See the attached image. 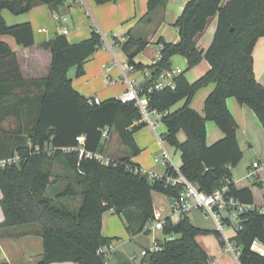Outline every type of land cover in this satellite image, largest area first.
Here are the masks:
<instances>
[{
	"label": "trees",
	"instance_id": "obj_1",
	"mask_svg": "<svg viewBox=\"0 0 264 264\" xmlns=\"http://www.w3.org/2000/svg\"><path fill=\"white\" fill-rule=\"evenodd\" d=\"M67 1L0 0V37L9 36L21 47H33L32 26H8L2 11L21 15L41 3L58 12ZM94 1L103 5L117 0ZM168 1L148 0V22ZM213 17L218 19L216 32L210 48L204 51L195 40ZM174 28L180 42L160 39L161 60L149 68L135 62L149 45L147 40L130 34L125 41L113 39L127 63L140 71L150 70L153 82L162 71L172 68L174 56L184 57L188 70L203 60L209 63L211 69L196 82L189 83L184 72L175 79L174 90L148 94L149 107L167 128L162 139L181 152L180 172L189 182L207 194L227 186L229 194L242 203L264 205V182L233 179L232 171L241 163L243 153L238 124L226 103L228 98H235L256 114L264 128V84L256 80L253 56L256 44L264 37V0H229L225 4L223 0H190ZM103 46V35L98 31L78 44H71L66 35H57L41 45L52 55L48 76L26 81L16 54L0 41V163H4L0 165V206L5 218L0 230L38 229L44 248L39 264H106L107 259L97 254L114 240L102 234L105 213L123 216L128 229L132 220L139 222L136 234H150L147 227L155 221L153 193L177 200L183 191L182 185L151 181L134 170L140 166L132 158L141 153L134 136L147 126L134 103L112 98L90 104V98L75 90L70 70L77 68V78L83 77L86 62ZM210 84H216V89L207 98L202 116L191 103L196 93ZM141 86L147 90L150 84ZM181 101H185L184 106L172 113ZM9 119H14L15 125L5 130ZM207 122H214L225 135L213 146L206 142ZM106 130L108 138H103ZM180 132L187 137L184 143L178 140ZM115 135L128 156L111 157L114 162L109 165L85 156L80 159L77 137H85L86 152L108 156L107 144ZM63 180L67 182L64 187L60 183ZM161 232L165 238L156 240L160 250L148 252L143 264H211L210 256L196 240L200 235H215L225 248L217 230L196 227L188 216L176 222L166 217ZM230 241L239 250L238 264H264V256L252 249L255 242L264 246V215H244L240 230Z\"/></svg>",
	"mask_w": 264,
	"mask_h": 264
},
{
	"label": "crops",
	"instance_id": "obj_2",
	"mask_svg": "<svg viewBox=\"0 0 264 264\" xmlns=\"http://www.w3.org/2000/svg\"><path fill=\"white\" fill-rule=\"evenodd\" d=\"M188 1L190 0H169L165 7L157 9L152 14L150 22L146 18L148 0H117L116 2L105 5H98L94 0H68L58 12H52L45 4L36 3L31 11L21 15H14L9 10L2 11V17L8 26L12 27L22 24H30L32 26L35 35V45L30 48H24L17 45L15 40L8 36L0 37V41L6 42L16 54L22 75L26 81L40 80L48 76L52 63V55L50 51L41 48V45L54 39L57 35H62L64 29L68 31L66 37L71 44H78L88 40L93 31H100L103 36L112 33L114 37L125 40V37L129 34L136 39H145L149 42V45L142 52L144 54L136 57L135 62L149 68L158 61L161 55L162 46L158 44L160 39L171 44H178L180 42V36L174 28V24L183 13ZM228 1L223 0V3L225 4ZM61 18H66L67 21H62ZM217 23V17L211 18L205 32L196 37L195 41L199 49L207 51L210 48L216 32ZM172 27L173 30L170 29ZM118 29L119 34L116 33ZM152 44L157 46V50L148 55L146 51L150 50ZM102 49L107 52L103 54L105 58L107 57V63L100 65L93 63L95 56L97 57L100 54L98 52L86 62L84 67L85 75L83 77L77 78V68L72 69V71L74 70L73 76L71 75V70L69 72V77L73 81L75 90L83 94V96L90 94V96H85L86 98H96L92 96L90 84L93 83L94 79H102L104 77V66L111 67L113 75H117L119 74V64H127V57L120 48L113 46V49H110L105 41ZM253 56L256 80L260 84H264V37L260 38L256 44ZM108 63H112V66H108ZM171 63L172 68H181L185 72V77L191 84L202 78L211 69L209 63L203 60L195 68L188 70L187 60L181 56H174L171 59ZM138 79H141L142 82L140 84H143V77L138 75ZM125 89L124 83L120 82V84L112 88L111 92L104 95L102 99H98L100 102H103L112 98H120ZM215 89L216 84H210L200 89L192 100L191 108L200 115L205 116V102ZM226 103L230 113L238 124V142L243 153L241 162H243L246 154L252 153L256 161L264 164V128L258 117L252 110L240 105L235 98H228ZM184 104L185 101L179 102L171 109V112L180 110ZM156 122L158 123L156 129L146 126L135 134V141L141 153L133 157L132 162L138 164L143 170L164 175L167 168L161 163H156L155 158L160 157L159 155L162 153L159 138L164 136L167 128L162 123L161 117H157ZM206 132L208 146H213L225 137L214 122L206 123ZM178 140L180 143H184L187 140L184 132L178 134ZM112 142H114V146ZM120 144L118 137L116 135L113 136L107 144L106 154L115 159L128 156V150ZM169 152L173 157L175 165L180 168L182 165L181 152L170 146ZM252 164L249 163L247 166V172ZM246 176L247 173L244 178ZM260 182H264L263 178ZM1 198L2 193L0 190V200ZM158 198L161 200L159 205L156 204L153 195L155 209L160 210L165 217H172L173 221L176 222L179 218L177 220L174 219L176 213L174 209L175 205L171 203L169 198L162 194H159ZM114 215L117 214L112 211L104 214L103 231L104 237L114 239L113 243L116 247V250L110 258V264H122L123 255L125 254L123 252L125 242H121L119 236L123 232L121 230L113 234H108L107 232L113 225H118ZM4 219V214L0 206V224ZM194 225L199 227L196 224ZM20 229L22 228L0 230V236L4 237V239H0V263L39 264L44 251L41 236L37 231H34V228L26 230ZM209 229L213 231L211 228L205 230ZM5 239H7L6 242H3ZM196 240L210 256L211 264H222V257L225 253L215 235H200ZM23 247L25 249H22ZM252 249L264 256V246L260 243L255 242Z\"/></svg>",
	"mask_w": 264,
	"mask_h": 264
},
{
	"label": "built area",
	"instance_id": "obj_3",
	"mask_svg": "<svg viewBox=\"0 0 264 264\" xmlns=\"http://www.w3.org/2000/svg\"><path fill=\"white\" fill-rule=\"evenodd\" d=\"M62 21H67L65 18H61ZM68 31L63 30V35H67ZM104 43L106 41L107 46L110 49H113V46L120 48L118 44H115L114 39L111 41L103 36ZM125 41V39H122ZM161 60V55L159 56L158 61L153 65H156ZM119 74L113 75L112 68L104 66L105 73V83L107 86H115L116 84L123 82L126 89L120 96V100L124 103H134L141 112L143 122L147 126L152 127L153 129L157 128L158 123L152 121L151 115L159 116L155 111H152L149 107L148 94H151L156 91H163L165 89L176 88L175 79L182 75L184 71L181 68H171L170 70L162 71L159 79L153 82L152 72L150 70H137L134 66L127 64H119ZM138 75L143 77V84H150L147 90H145L141 85L137 83ZM90 104H100L98 98H90ZM103 138H108V131H104ZM79 146L80 159L84 156L90 159H96L105 165H109L114 162V159L101 155L93 154L86 152L84 149L85 137L79 136L76 138ZM159 145L162 148V156L156 157L155 162L163 164L166 168H172V171L167 170L164 175H159L156 173H151L146 170L135 168L136 172L147 176L151 181H163L166 185L175 187L177 185L183 186V191L180 193V196L175 200L174 209L176 211L175 216L180 218L182 216H188L193 211H201L205 216L211 218L215 223L216 230L221 234L222 239L225 243L226 251L232 253L235 258L239 253L235 255L234 253V244L230 241L231 237L240 230L241 224L243 222V216L248 213H257L259 215H264V205L258 204H247L242 203L235 197L229 194L227 186L216 190L212 194H207L200 191V189L192 182H189L180 172V168L177 167L174 163L173 157L167 148L166 142L159 138ZM76 149V150H77ZM69 151V150H65ZM4 163H0L3 165ZM264 173V164L260 161L254 162L251 167L248 169L246 179L250 180L253 183H259L262 179ZM155 221L152 226L147 227L148 230H159L162 231L165 226V216L158 209H155L154 213ZM116 247L112 242L110 245L101 247L97 254L104 256L107 259L106 264H110V256L114 253ZM160 247L157 242L154 243L152 250L147 251L143 250L141 255L145 257L148 252H158ZM136 255L131 257V260H136Z\"/></svg>",
	"mask_w": 264,
	"mask_h": 264
},
{
	"label": "rangeland",
	"instance_id": "obj_4",
	"mask_svg": "<svg viewBox=\"0 0 264 264\" xmlns=\"http://www.w3.org/2000/svg\"><path fill=\"white\" fill-rule=\"evenodd\" d=\"M103 5H105V4H103ZM170 29L173 30V27ZM98 32L100 33V31H98ZM116 33L119 34V29H118V31H116ZM113 35H112V33H108L105 36L109 40L111 38V36H113ZM113 37L110 39V41L113 39ZM10 38H12V37H10ZM150 47H151L150 50L146 51V53L148 55L152 54L153 51L157 50V46L155 44H152ZM106 49H108V48H106ZM99 53L100 54L97 57L95 56V61L93 63L94 64L96 63L98 65L103 64V63H107L108 62L107 57L105 58V56L103 55L107 52L105 50L101 49L99 51ZM141 54H144V53H141ZM107 65L112 66V63H108ZM72 69H71V73H72L71 75L73 76L74 70L72 71ZM102 77H103V75H102ZM140 82H142L141 79H138L137 83L139 84ZM118 84H120V83H118ZM118 84H116L115 86H109L108 87L107 84H105L104 77L102 79L96 78L93 80V83L90 84L91 93L93 94L92 96L102 99L104 97V95L111 92L112 88L116 87ZM89 91H87V92H89ZM84 96H90V94L89 95L86 94ZM157 117L159 118L160 116L151 115L152 121H156ZM14 125H15V120L9 119L8 122L4 125V128H5V130L13 129ZM112 145L114 146V142H112ZM167 148L169 149V146ZM159 156L161 157L162 153ZM253 161L256 162V158H255V156L252 155V153H248L245 155L243 162H241L237 168L233 169V178L235 181L238 182L244 178V176L247 173V166L249 165V163L250 164L254 163ZM58 168H59V165L57 164L56 170H55L56 175L59 174V172L57 171ZM58 176H60V175H58ZM63 176L64 175H62V177ZM262 178L264 180V175H262ZM60 183H61V186L64 187L67 182H65L63 180ZM153 195H154V199H155L156 204L159 205V203H161V200H159V198H158L159 194H157V192H154ZM122 217H119L118 215H114V218L117 221L118 225H113L112 227H110V229L107 232H108V234L117 233L118 230L119 231L121 230V232H123V234L121 236H119V238H121V242H125V245L123 247V252L125 254L123 255L122 264H142L144 261V257L141 255L142 250L146 249V250L151 251L156 240H162L165 237L163 236L162 232L159 230H153V231H151L150 234L139 233V232H138V234H136V232L138 230L139 222L132 220V222H131L132 227L130 229H128L127 226L129 224L126 221V219L124 217H123L124 218L123 219ZM174 219L177 220L178 218L174 216ZM189 219L191 220L193 225L196 224L197 226L204 228V229L211 228L213 230H216V226H215V223L213 222V220L211 218L205 216L201 211L191 212L189 214ZM103 222H104V216H103ZM20 228H22L20 230H26V229H33L34 227L31 226V227H20ZM36 230L38 231V229H36ZM102 234L104 235L103 226H102ZM0 239H4V237L0 236ZM6 240L7 239L3 240V242H6ZM22 249H25V248L23 247ZM223 251L225 254L222 257V261H221L222 264H238L239 256L237 254L239 253V250L237 248H234V253H235V255H237V258H235V256L232 253L226 251V249H224V247H223ZM133 255H136V257H137L136 260H131V257ZM141 260H142V262H141Z\"/></svg>",
	"mask_w": 264,
	"mask_h": 264
},
{
	"label": "water",
	"instance_id": "obj_5",
	"mask_svg": "<svg viewBox=\"0 0 264 264\" xmlns=\"http://www.w3.org/2000/svg\"><path fill=\"white\" fill-rule=\"evenodd\" d=\"M171 203H172L173 205H175V200H174V199H172V200H171Z\"/></svg>",
	"mask_w": 264,
	"mask_h": 264
}]
</instances>
